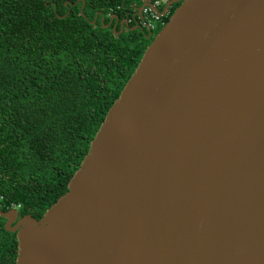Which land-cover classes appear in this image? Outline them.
Returning <instances> with one entry per match:
<instances>
[{"label":"water","instance_id":"1","mask_svg":"<svg viewBox=\"0 0 264 264\" xmlns=\"http://www.w3.org/2000/svg\"><path fill=\"white\" fill-rule=\"evenodd\" d=\"M176 3L15 264H264V0Z\"/></svg>","mask_w":264,"mask_h":264},{"label":"trees","instance_id":"2","mask_svg":"<svg viewBox=\"0 0 264 264\" xmlns=\"http://www.w3.org/2000/svg\"><path fill=\"white\" fill-rule=\"evenodd\" d=\"M84 1L0 0V205L18 207L19 217L41 220L68 191L163 27L150 39L147 30L104 27L112 14L125 17L162 0ZM17 257V234L0 218V264Z\"/></svg>","mask_w":264,"mask_h":264},{"label":"flooded vegetation","instance_id":"3","mask_svg":"<svg viewBox=\"0 0 264 264\" xmlns=\"http://www.w3.org/2000/svg\"><path fill=\"white\" fill-rule=\"evenodd\" d=\"M165 4H166V2H165ZM158 8L160 10L161 7L158 6ZM170 10H171V8L169 9V12H170ZM160 11H162V10H160ZM115 15H117V14H112L109 16V22H110V19ZM125 19H127L129 25L127 27H124V30H126L127 28L131 29V30H139V31L147 30L149 34H150V32L152 33V31L147 28L148 23L143 16V10L139 11V9H138L135 12H133L132 14H127L125 17H120V21H123ZM101 21H102V18H101ZM109 22H108V24H109ZM114 23H115V21L112 23V25L110 27L111 29H112V26L114 25ZM134 28H136V29H134ZM119 29H120V27H119ZM149 34H148V36H149ZM152 36H153V33H152Z\"/></svg>","mask_w":264,"mask_h":264},{"label":"built area","instance_id":"4","mask_svg":"<svg viewBox=\"0 0 264 264\" xmlns=\"http://www.w3.org/2000/svg\"><path fill=\"white\" fill-rule=\"evenodd\" d=\"M163 0L162 1H157L154 6H163ZM143 16L145 20L148 23V27L151 31L155 30L158 25H164L165 22L163 21V17L157 13L154 12L152 7H144L143 8ZM15 209H18V207H13Z\"/></svg>","mask_w":264,"mask_h":264},{"label":"rangeland","instance_id":"5","mask_svg":"<svg viewBox=\"0 0 264 264\" xmlns=\"http://www.w3.org/2000/svg\"><path fill=\"white\" fill-rule=\"evenodd\" d=\"M164 2H167L168 0H163Z\"/></svg>","mask_w":264,"mask_h":264}]
</instances>
